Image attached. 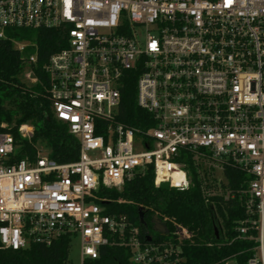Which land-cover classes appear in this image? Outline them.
I'll return each mask as SVG.
<instances>
[{"label":"built area","instance_id":"2783aa9c","mask_svg":"<svg viewBox=\"0 0 264 264\" xmlns=\"http://www.w3.org/2000/svg\"><path fill=\"white\" fill-rule=\"evenodd\" d=\"M9 28L61 33L44 78L36 46L12 43L33 48L21 78L42 86L79 153L58 162L37 147L34 158L14 160L17 145L0 132V249L65 235L79 242L78 264L103 246L125 248L133 264H264V0H0V39ZM128 73L149 116L143 126L118 114ZM17 131L29 140L33 127ZM149 166L156 188L185 190L194 171L217 223L207 245L228 249L225 257L190 262L191 233L173 218L153 212L147 226L107 212L106 190ZM214 199L224 219L234 215L229 228Z\"/></svg>","mask_w":264,"mask_h":264},{"label":"trees","instance_id":"16d2710c","mask_svg":"<svg viewBox=\"0 0 264 264\" xmlns=\"http://www.w3.org/2000/svg\"><path fill=\"white\" fill-rule=\"evenodd\" d=\"M6 35V38L0 39V132L10 133L17 145L13 159L34 158L38 141L47 145L49 157L58 162L77 159L79 142L68 132L67 126L51 114L50 101L42 86L28 84L21 78L25 59L33 53V48L26 47L23 52H19L12 43V39L28 40L36 46L35 72L44 78L41 66L51 53L63 47L61 33L57 29L9 28ZM135 80V73H128L125 77L118 114L130 126H143L141 121H149V116L135 102ZM21 123H30L33 127L29 140L22 138L17 131ZM192 173L193 184L189 188L163 190L154 187L153 170L149 166L126 180L120 190H106L105 194L110 199L106 203L107 212L125 214L136 223L138 208L141 207L145 210L143 218L147 226L149 215L153 212L158 217L173 218L191 233L185 246L190 262L205 263L225 257L230 252L228 249L207 245V242L215 241L214 228L217 223L210 203L205 201L200 192L193 170ZM233 175L227 171L231 180ZM118 197L124 202H117ZM214 201L218 216L223 218V225L229 228L234 215L230 214L228 219H224L219 199ZM235 206L232 202L230 209ZM68 255L69 237L62 235L49 245L30 243L17 250L0 249V264H71ZM83 264L133 263L129 261L125 248L103 246L99 248L98 258L86 259Z\"/></svg>","mask_w":264,"mask_h":264},{"label":"rangeland","instance_id":"374dc122","mask_svg":"<svg viewBox=\"0 0 264 264\" xmlns=\"http://www.w3.org/2000/svg\"><path fill=\"white\" fill-rule=\"evenodd\" d=\"M37 147L40 151H43V153H46L49 151L47 145L43 141H38ZM150 232H151V234L156 235V232L151 228V226H150ZM68 257H69L71 264H78L79 242L76 238H72L70 241Z\"/></svg>","mask_w":264,"mask_h":264},{"label":"water","instance_id":"95a60500","mask_svg":"<svg viewBox=\"0 0 264 264\" xmlns=\"http://www.w3.org/2000/svg\"><path fill=\"white\" fill-rule=\"evenodd\" d=\"M158 187L160 189L167 190L168 184L166 182H161ZM138 218H139V223L144 225L143 210L141 207L138 208ZM153 227L159 232H162V233L166 232V228L162 226L160 223H158L156 220H154L153 222ZM214 233L216 234V230H214ZM146 240H149V237H147Z\"/></svg>","mask_w":264,"mask_h":264}]
</instances>
